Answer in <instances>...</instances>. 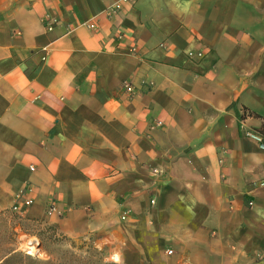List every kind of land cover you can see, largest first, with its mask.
I'll list each match as a JSON object with an SVG mask.
<instances>
[{
	"label": "crops",
	"instance_id": "obj_1",
	"mask_svg": "<svg viewBox=\"0 0 264 264\" xmlns=\"http://www.w3.org/2000/svg\"><path fill=\"white\" fill-rule=\"evenodd\" d=\"M113 1L0 0V213L30 182L19 214L127 264L168 219L169 264H264V0Z\"/></svg>",
	"mask_w": 264,
	"mask_h": 264
},
{
	"label": "rangeland",
	"instance_id": "obj_2",
	"mask_svg": "<svg viewBox=\"0 0 264 264\" xmlns=\"http://www.w3.org/2000/svg\"><path fill=\"white\" fill-rule=\"evenodd\" d=\"M251 204L248 203L249 206ZM164 224L165 227L161 232L169 239L163 244L158 260L163 264H169L179 254L180 249L177 244H181L182 238L179 237L176 241V235L173 233L175 220L168 219ZM47 226H51V229ZM70 239L76 245H83L81 252L70 247L68 240H61V234L52 225L27 219L21 214L11 212L10 209L0 213V262L7 257L8 264H47L49 259L57 263L67 250L84 255L85 251L91 252L90 247H93L100 251L98 256L103 262L127 264L122 260V246L104 243L102 234L87 233ZM173 244H175V252L168 253V249H172ZM179 247L181 248L180 245ZM30 248L32 251H29ZM145 263L144 260L137 262V264Z\"/></svg>",
	"mask_w": 264,
	"mask_h": 264
},
{
	"label": "built area",
	"instance_id": "obj_3",
	"mask_svg": "<svg viewBox=\"0 0 264 264\" xmlns=\"http://www.w3.org/2000/svg\"><path fill=\"white\" fill-rule=\"evenodd\" d=\"M126 1L128 0H114L104 10L105 15L107 17L112 16L114 13H116L117 11L121 9L122 4ZM84 24L90 29L95 28V23L93 21H87ZM45 25H46L47 30L52 28V24L49 20H45ZM116 37L120 39L122 37V34L119 33L116 35ZM132 51H134V48L132 49ZM122 86L124 88V91H126L127 93L134 92L133 86L129 82H124ZM243 113L245 114L246 112L243 111ZM155 125L160 126L161 122L156 121ZM240 128H241V133L243 137L253 140L254 142L257 143V145L259 146L261 150H264V136H261L256 130L246 127L243 122L240 123ZM29 169L33 170L34 167L30 165ZM151 173L154 176H160L162 174V171L160 169L153 168L151 170ZM33 188H34L33 184L29 182L18 193L15 194L13 204L10 207L11 212L19 214L20 209H22L23 207H28L32 204L33 198H32L31 193L33 191ZM150 202L154 203V200L151 199ZM57 213L59 212L57 211V206L54 200H49L46 204L45 214L51 215V214H57ZM171 252H172L171 250H168V253H171Z\"/></svg>",
	"mask_w": 264,
	"mask_h": 264
},
{
	"label": "trees",
	"instance_id": "obj_4",
	"mask_svg": "<svg viewBox=\"0 0 264 264\" xmlns=\"http://www.w3.org/2000/svg\"><path fill=\"white\" fill-rule=\"evenodd\" d=\"M256 131L261 135L264 136V120H262V123ZM49 229H51V226H47ZM61 240H68V245L72 248H75L77 251L81 252L83 249V245H76L73 240L70 238L61 235ZM91 252L85 251L86 254H79L75 253L73 251L67 250L65 254H62L60 256L59 261L56 263L53 259H49L47 264H108L103 262L100 257L98 256L100 251L97 249L90 247ZM0 264H8V258H4Z\"/></svg>",
	"mask_w": 264,
	"mask_h": 264
},
{
	"label": "bare ground",
	"instance_id": "obj_5",
	"mask_svg": "<svg viewBox=\"0 0 264 264\" xmlns=\"http://www.w3.org/2000/svg\"><path fill=\"white\" fill-rule=\"evenodd\" d=\"M29 251H32V248H30Z\"/></svg>",
	"mask_w": 264,
	"mask_h": 264
}]
</instances>
